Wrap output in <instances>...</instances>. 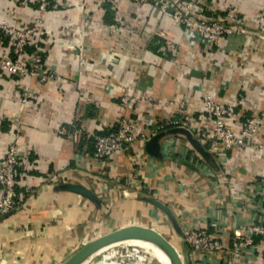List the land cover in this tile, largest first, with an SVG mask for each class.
<instances>
[{
  "label": "crops",
  "instance_id": "obj_1",
  "mask_svg": "<svg viewBox=\"0 0 264 264\" xmlns=\"http://www.w3.org/2000/svg\"><path fill=\"white\" fill-rule=\"evenodd\" d=\"M36 4L0 0V19L18 24L17 14L32 17ZM263 8L264 0H201L203 16L240 30L209 45L153 0H51L36 39L42 69L56 77L40 82L0 69V154L16 143L22 192L15 210L0 216V264H60L89 240L131 224L170 235L184 264H228L224 254L188 247L182 229L204 227L229 247L234 228L264 219V117L240 151H218L206 140L216 167L179 134L162 140L163 160L147 153L145 140L95 159L93 136L125 115L149 138L182 102L201 112L204 93L234 111L236 132L264 112ZM25 92L37 98L23 102ZM255 242L254 256L240 264H264V242Z\"/></svg>",
  "mask_w": 264,
  "mask_h": 264
},
{
  "label": "built area",
  "instance_id": "obj_2",
  "mask_svg": "<svg viewBox=\"0 0 264 264\" xmlns=\"http://www.w3.org/2000/svg\"><path fill=\"white\" fill-rule=\"evenodd\" d=\"M112 0H99L101 3ZM137 3H146L150 0H132ZM159 11L166 13L174 22L194 30L199 38L206 44L214 45L219 42L222 35H232L239 32L219 19L203 16L199 12L201 0H153ZM51 6V0H37L32 17L20 19V23H11L7 19H0V69L8 74L18 76H34L40 82L54 79L56 74L42 69V53L37 37L45 33V16ZM172 8V11L169 10ZM258 29L264 34V8L258 16ZM162 33V32H161ZM8 41L5 43V38ZM9 47L8 52H5ZM31 47L28 53L27 49ZM31 92H25L23 102L36 99ZM203 109L201 112H190L185 104H179L176 116L166 122V128L183 126L190 129L202 143L212 138L218 146V151H240L250 145L251 138L256 134L263 121L264 112H256L241 122L238 131L233 127L234 111L213 100L212 96L204 93ZM165 128V129H166ZM104 131L93 136V157L103 159L123 150L136 140H146L148 136L140 132L137 124L128 116H122L115 126H109ZM17 136V134H15ZM19 151L15 142L7 144L0 154V216L9 214L17 207V200L22 192L19 188V173L17 163ZM230 246L223 244L221 238L210 233L206 228H183L184 242L194 250L202 251L221 258L227 256L228 264L247 262L246 258L254 256L256 251L255 238L264 242V219L251 224L234 228ZM251 257H249L250 259Z\"/></svg>",
  "mask_w": 264,
  "mask_h": 264
},
{
  "label": "water",
  "instance_id": "obj_3",
  "mask_svg": "<svg viewBox=\"0 0 264 264\" xmlns=\"http://www.w3.org/2000/svg\"><path fill=\"white\" fill-rule=\"evenodd\" d=\"M169 10L172 11V8H169ZM172 134H179L184 136L191 145V147L199 154L200 157L205 160L207 164L214 167L217 166L212 153L203 145L200 139L197 138L190 129L183 126L166 128L156 132L155 134L147 138L144 142V147L147 153L157 159H165L167 156L161 151V142L166 136ZM65 188L80 192L90 198H94V196L86 188L80 185L66 184ZM151 201L156 206L164 210L174 221L172 214L165 205L155 200ZM126 238H144L153 241L159 247H161V249H163V251L167 254L171 264H184L179 250L161 232L151 227L140 226L136 224H131L119 228L117 230L89 240L87 243H85L83 246H81L75 252L69 255L60 264H79L94 249L101 247L105 244Z\"/></svg>",
  "mask_w": 264,
  "mask_h": 264
},
{
  "label": "bare ground",
  "instance_id": "obj_4",
  "mask_svg": "<svg viewBox=\"0 0 264 264\" xmlns=\"http://www.w3.org/2000/svg\"><path fill=\"white\" fill-rule=\"evenodd\" d=\"M123 245L132 248L136 253L140 254L142 258L152 264H171L169 257L161 247L153 241L144 238H126L105 244L91 251L79 264H88L103 253L111 249L122 247Z\"/></svg>",
  "mask_w": 264,
  "mask_h": 264
},
{
  "label": "rangeland",
  "instance_id": "obj_5",
  "mask_svg": "<svg viewBox=\"0 0 264 264\" xmlns=\"http://www.w3.org/2000/svg\"><path fill=\"white\" fill-rule=\"evenodd\" d=\"M164 236L172 243H174V240L170 235L167 234ZM93 263L94 264H152L146 261L144 258H142V256L136 253L132 248L125 245L119 248L111 249L103 253L95 261H92L88 264H93Z\"/></svg>",
  "mask_w": 264,
  "mask_h": 264
},
{
  "label": "trees",
  "instance_id": "obj_6",
  "mask_svg": "<svg viewBox=\"0 0 264 264\" xmlns=\"http://www.w3.org/2000/svg\"><path fill=\"white\" fill-rule=\"evenodd\" d=\"M8 41V38L6 37L5 38V43ZM32 49H31V47H29L28 49H27V52L29 53L30 51H31ZM106 131H102V132H99L100 134H102V133H105ZM204 145H205V147H208V143H207V141H205L204 142ZM256 240H258V238H255V241Z\"/></svg>",
  "mask_w": 264,
  "mask_h": 264
}]
</instances>
